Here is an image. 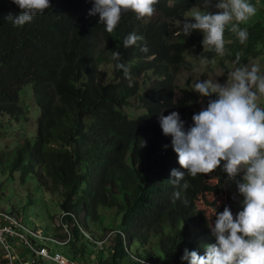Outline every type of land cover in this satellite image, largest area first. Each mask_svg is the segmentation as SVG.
Segmentation results:
<instances>
[{
  "label": "trees",
  "instance_id": "1",
  "mask_svg": "<svg viewBox=\"0 0 264 264\" xmlns=\"http://www.w3.org/2000/svg\"><path fill=\"white\" fill-rule=\"evenodd\" d=\"M212 1L0 0V115H26L28 86L38 107L37 140L16 151L11 167L21 164L23 173L51 178L52 193L62 187L65 212L82 211L97 221L100 210L115 211L127 240L116 235L112 251L100 253V264H186L191 257L203 264L225 258L249 263L212 234L205 211L187 191L193 159L213 169L223 185L233 170L228 148L241 142L237 132L249 135L212 91L187 85L176 96V74L187 57L217 52L201 53L200 36H175L167 20L182 21ZM132 2L158 14L157 20L146 23ZM261 46L264 25L257 23L246 53L256 58ZM230 50L231 61H247L239 59V46ZM104 63L114 64L110 80L98 70ZM151 71L155 76L142 84L135 78ZM132 95L141 96L149 114L123 122L112 103ZM200 99L206 113L184 123L181 114ZM219 112L228 115V124ZM132 244L149 250L138 252ZM86 249L76 228L67 254L86 257ZM257 253L264 256L263 249Z\"/></svg>",
  "mask_w": 264,
  "mask_h": 264
},
{
  "label": "rangeland",
  "instance_id": "2",
  "mask_svg": "<svg viewBox=\"0 0 264 264\" xmlns=\"http://www.w3.org/2000/svg\"><path fill=\"white\" fill-rule=\"evenodd\" d=\"M145 17L149 20L155 18L150 14ZM256 22L264 24V0H217L213 8H196L187 15L185 21L174 25L179 31L200 33L205 40V50L220 49L218 56L212 59L190 56L186 59L176 76L177 97L180 96V89L187 84L194 89L198 86L207 87L225 100L240 121L258 129L259 134L264 131V47L261 56L250 59L242 66L231 62L230 49L227 48V44L235 41V32L243 29V23L249 25ZM29 97L32 98L29 95L23 97V105L29 111L25 116L17 119L0 115V209H13L20 214L25 225L40 230L43 235L55 236L57 229L58 235H66L61 223L60 196H52L46 191L36 175L26 176L25 181L21 182V173L11 167L14 150L21 139L31 142L35 139L38 110L31 106ZM195 106L198 113L204 110L202 102ZM137 112L140 110L137 109ZM245 147L243 155L257 171L255 178L249 175L244 163L236 157L232 161L234 172L231 179L221 187L213 170L193 159L188 171L187 190L196 200L198 208L206 211L212 232L218 235L220 241L233 243L239 251L253 254L257 247L252 246L264 245V152L261 146L252 143H247ZM101 213L103 216L100 220L95 222L87 218L85 224L96 240L102 239L119 225L111 211ZM84 216L85 213H82L81 221ZM74 227L73 222L68 229ZM79 238L82 241L81 236ZM156 241L155 238L152 240L154 246ZM84 243L91 253L87 251V257L91 256L95 260L99 258V249L103 248H95L86 239ZM114 244L115 237H112L104 246L106 255L112 251ZM50 247L53 253L67 252L64 246ZM134 247L138 252L149 250L138 244ZM25 255L29 256L27 252ZM4 261L0 251V264H7ZM187 262L203 264L201 259L194 257ZM216 264L234 262L225 258Z\"/></svg>",
  "mask_w": 264,
  "mask_h": 264
},
{
  "label": "clouds",
  "instance_id": "3",
  "mask_svg": "<svg viewBox=\"0 0 264 264\" xmlns=\"http://www.w3.org/2000/svg\"><path fill=\"white\" fill-rule=\"evenodd\" d=\"M216 1L217 0H213L211 6L195 7L193 9H191V11L196 9V8H202V9L211 8V7L213 8L215 6V2ZM172 2H174V0H172ZM131 6H132V10L138 16H140L143 20H145L146 23L151 22V21H155L158 18V14L143 10V9H141V7L138 4H135V3L132 2ZM191 11H189L186 14L184 20H182V21L172 22L170 20H167L170 23L171 30L174 31V32L175 31L178 32L177 34L175 32V36L180 34V33H194V34L200 36L202 38V40H203V50L201 51V53L205 54V53L217 52V54L214 56V57H217L218 54L220 53V49L217 48V49L205 50V48H206L205 40H204V37L200 33H198V32L196 33V32H193V31H179L175 27L174 23L185 21L187 15H189V13ZM147 14L153 15V16H155V18L153 20H149L147 17H145ZM213 19H214V17H213ZM211 20L212 19H210L209 21H211ZM257 23H260V22L252 23V24H249V25L243 23V29L235 32V41L233 43L227 44V48H229V49L234 48V49L237 50V48L239 46L240 50L237 51L239 59L241 61H242V58H243V60H247L246 62H242L241 64L237 63L234 60H233L234 62L231 61L232 63L242 66V65L246 64L247 62H249L250 59H255L254 57L249 55L250 52L246 53V47L249 44V33H250V30ZM210 24H213V23L210 22ZM214 24L216 26H219L218 23H214ZM260 24H262V23H260ZM240 45H242V48L240 47ZM262 47L263 46H261L260 48H262ZM137 49H141V48H137ZM229 52L232 54L231 50ZM260 53L261 54L259 56L262 55L263 51H261ZM214 57H212V58H214ZM258 57H256V58H258ZM212 58H205V59H212ZM153 59H155V56H152L151 58H149V60H153ZM113 65H114L113 63L100 64L98 66V70H99V72L107 73L108 76H109V80H110V79H112V77L114 75ZM129 69H130V67H129ZM147 75H150L151 77L155 76L154 72L151 71V72H148L146 74H143L141 77H135V78H138L139 81L142 84L145 80H147V77H146ZM176 76H177V74H176ZM108 84H110V83H108ZM175 85H176V78H175ZM187 85H189V84H187ZM199 87H201V86H199ZM183 88H181V89H183ZM201 88L208 89L207 87H201ZM181 89H180V96H181ZM177 90H178V87L176 89V96H177ZM208 90H210V89H208ZM210 91H212V90H210ZM212 92L215 93L218 98H221L224 101L225 106L228 109H230L231 113L234 116H236L238 118V120H239V117L234 113V111L226 105L225 100L219 94H217L216 92H214V91H212ZM27 95L32 97V98L29 97L31 99V104H32L31 106L33 108L36 107L37 110H38V107H37V105L35 104V102L33 100L31 86L27 87L26 96ZM26 96H24V97H26ZM179 97H177V98H179ZM198 102H202L203 103V107H204V110L202 112H200V113H198L196 111V106H195ZM198 102L194 106H192V109L189 112H183L181 114L183 116L184 123L187 122L189 124H192L195 117H199V115H201L203 113H206L205 111H206L207 107H206L205 101L203 99H200ZM112 105L118 112L121 113V116H122L121 117V121L127 122V123H130L131 121H137L140 118H142L144 116H147L149 114V111H148L147 107L143 104V102L141 100V96H139V95H132V96H129L128 98H124V99H116V100L113 101ZM137 109H139L140 112H137ZM28 113H29V111H27L26 114H28ZM37 116H38V114H37ZM217 116L220 119H223L225 124H228L230 122V119H229L228 115L226 113H224V112H222V113L219 112ZM240 122L242 123V125L246 126V129L249 132V135H245L244 133H241V132H237L236 133V136L238 137L239 140H241V142L237 143L235 147L228 148L229 155L231 154V164H232L233 158L239 157L241 162L244 163L245 168H246L247 172L249 173V175H251L253 178H255L257 176L256 175L257 171H255V169H253V166L248 162V160L246 159L245 155H243V152L245 151V148H246L245 146H246L247 143H252V144H255L257 146H261L262 151L264 152V142H261V141L264 140V131H260L259 134H257V130L258 129H256V128L250 126V125L244 124L242 121H240ZM36 125H37V131H36V135H35L34 141L31 142L30 140L25 139V138L21 139V142L18 143V146L14 150L12 162L15 160L16 151H18L19 148L24 146L27 142L30 143V145H34L35 144V142L37 140V136H38V130H39L38 129L37 118H36ZM154 127H156L155 122H154L153 128ZM229 129L233 131L232 128H229ZM237 150H238V154H234V152L237 151ZM13 167H15V168L12 169V170H15V169L17 170L18 169L19 173H21L19 175V180L21 182L25 181L26 176L36 175L38 181L46 189V191H48L52 196L56 195V194H58L60 196L59 199H60V207H61V203H62V195H61V193L64 192V189L62 187H59L56 192L52 193L50 191L52 189V187H53L51 178H46V177L41 178L40 177V173H38V172L23 173V171H22L23 167H22L21 164H16ZM232 167H233V164H232ZM209 169H211V168H209ZM35 170H37V168H35ZM211 170H213V169H211ZM213 172H214V170H213ZM233 172H234V167H233V170L230 173V175L225 179L224 184H227V181L231 179L230 177L232 176ZM214 174H215V172H214ZM23 177H25L24 180H23ZM187 180H188V178H187ZM217 181H218V178H217ZM187 184H188V182H187ZM218 184H219V182H218ZM224 184L223 185L219 184V185L221 187H223ZM187 188H188V186H187ZM200 210L205 211L204 209H200ZM104 211H107V210H100V214H102L101 212H104ZM82 213H85V212L81 211L79 214H76V213H72V212H65V211L62 210L61 223H62V226L66 230V235H58V233H57L58 229H57L55 236H49V235H43L40 230L29 228L27 225H25L22 222L20 214L16 213L13 209L11 211H5V210H1L0 209V214L11 216V217H13L14 219H16L18 221V223L21 225V227L19 229L14 228L15 231L16 232L18 231L17 233H19V232L25 233L27 238H28V240L31 241L35 247H37L39 249H42V248L46 249L49 252V254L52 255V256H54L56 254H60L66 260L71 261V262H75V263H78V264H100L99 258H96V260L95 259H91V256L88 258L87 257V253H86V257H81V258H73V257H71L70 255L67 254L68 246H69V244H70V242H71V240H72V238L74 236V230L76 228L79 230V236H81L83 244H85L84 243V239H86L89 242H91L95 246V248H98L97 246H99L100 248H103L102 250L99 249V251L100 252H104L105 254H106V251L104 250V246L109 242V240L112 237H116V235H118V234L122 235L125 240H127V237H126L125 233H123L122 231H119L118 228H115L114 230L109 231L110 233L108 235H105V237H102V239L96 240L93 237V235L87 230L88 229L87 226H86L87 225V222H86L87 218H85V216H84L83 217V221H81V214ZM111 214H113V216H114L115 211H111ZM205 214H206V211H205ZM68 217H71V219L70 220L67 219ZM207 218H208V216H207ZM116 220H117L116 223L119 224V219H116ZM92 221H94V220H92ZM97 221H95V222H97ZM209 221H210V219H209ZM73 222L75 223L76 227H74V228L69 230L68 226L71 225ZM209 224H210V222H209ZM26 229L29 232H27ZM210 229H211V224H210ZM211 232H212V229H211ZM212 234H214V233L212 232ZM5 235H6V238H7L5 242H7L9 246H11L10 250L12 252V255L15 256L16 258L14 260H12L9 257V255H8V251L6 250L5 245L2 242H0V251L2 252L3 258L5 259L4 262H6L7 264H12V263L21 264V260H23V259L24 260H31V259L34 258L35 254L29 248H27L25 246L24 242L20 238H18L17 236H11V235H8V234H5ZM214 235H217V234H214ZM223 243H227V242L223 241ZM230 244H232L236 248V251L238 253H240L241 255H243L245 257H247V259L249 260V263H243V262L233 261L232 260L234 262V264H263L264 256H261L260 254H258L257 253V249L260 248V249L264 250V248H263L264 245L252 246V247H257L254 250V253L253 254H247L244 250L239 251L238 247L236 245H234L233 243H230ZM50 245H57V246H60V247H63V246L67 247V252H64V253L54 252L53 253L52 252V248L50 247ZM133 246H135V244ZM87 251H88V249H86V252ZM128 251H130L129 248H128ZM25 252H27L29 256H26ZM92 256H93V254H92ZM131 257L134 258L135 260L139 261V259L135 258L134 256H131ZM251 259L253 260V262H250ZM142 263L143 264H153V263H146L144 261H142ZM47 264H58V263L53 262V261H48ZM186 264H190V262H187Z\"/></svg>",
  "mask_w": 264,
  "mask_h": 264
},
{
  "label": "built area",
  "instance_id": "4",
  "mask_svg": "<svg viewBox=\"0 0 264 264\" xmlns=\"http://www.w3.org/2000/svg\"><path fill=\"white\" fill-rule=\"evenodd\" d=\"M20 227L21 225L13 217L0 214V242H2L5 245L6 250L8 251V255L12 260H14L16 257L12 255V252L10 250L11 246H9L7 242H5L7 239L5 234L11 236H17L18 238H20L24 242L25 246L35 254L34 258L31 260H24V259L21 260V264H47L48 261H53L58 264H78L66 260L60 254H56L52 256L49 254V252L46 249L44 248L39 249L35 247L33 243L28 240L25 233L22 232L17 233L18 231L17 232L15 231L14 228L19 229ZM26 231L29 232L27 229ZM12 264H16V263H12Z\"/></svg>",
  "mask_w": 264,
  "mask_h": 264
}]
</instances>
